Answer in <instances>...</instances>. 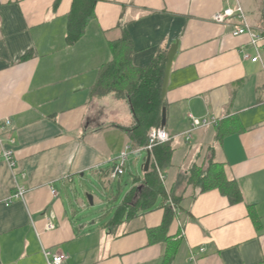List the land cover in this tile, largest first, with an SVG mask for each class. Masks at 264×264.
Masks as SVG:
<instances>
[{
  "label": "crops",
  "instance_id": "1",
  "mask_svg": "<svg viewBox=\"0 0 264 264\" xmlns=\"http://www.w3.org/2000/svg\"><path fill=\"white\" fill-rule=\"evenodd\" d=\"M55 3L0 0V122L11 121L0 150L12 149L17 162L14 169L0 163V264H47L44 249L65 255L67 264H264V51L259 63L245 60V53L256 55L249 37H234L233 22L215 23L227 4L100 0L84 37L68 46L73 0ZM241 3L264 46L262 0ZM123 27L133 40L136 68L179 43L165 98L174 154L163 183L170 196L175 191L184 199L170 206L168 241L151 233L164 221L169 202L163 198L120 226L111 222L142 184L147 157L113 126L133 124L128 101L91 97L100 67L112 58L109 42ZM189 115L217 118L219 125L198 129L186 141ZM219 129L226 133L220 140ZM125 151L126 172L114 179ZM144 153V164L130 165V154L138 160ZM211 162L238 182L244 202L232 204L217 189L203 192L200 173L191 181L194 169L205 174ZM16 183L28 190L24 201L11 198ZM116 184L115 209L95 216L98 209L87 208L84 194L95 207L102 202L97 192L114 195Z\"/></svg>",
  "mask_w": 264,
  "mask_h": 264
},
{
  "label": "trees",
  "instance_id": "2",
  "mask_svg": "<svg viewBox=\"0 0 264 264\" xmlns=\"http://www.w3.org/2000/svg\"><path fill=\"white\" fill-rule=\"evenodd\" d=\"M60 1L56 0L55 5H58ZM99 2L100 0H73L67 23L68 46L76 45L84 37L89 24L96 18V7ZM109 47L112 58L100 67L97 81L91 90V97L114 95L118 99L128 101L133 115V124L127 127L113 126L125 132L133 149L140 152L148 145L150 130L161 128L162 110L167 106L166 99H162L167 53L158 54L146 68H136L133 65V40L125 27L122 28V36L118 40L110 41ZM30 56L27 54L24 59ZM221 130L219 129V140L226 134ZM171 142L157 146L153 150L154 158L150 170L144 173L141 188H134L117 207L111 221L114 226H120L125 220L136 218L140 212L151 211L158 198H163L164 202L171 200L174 205L180 206L184 197L177 195L175 191L170 196L159 174V170L163 172L172 164L174 149ZM194 173L196 175H191L190 179L192 181L200 173L203 192L217 189L232 204L244 202L240 185L236 180L229 179L218 163L211 162L205 174H202L201 169H194ZM170 206V203L166 206L162 225L151 232L155 240H169L167 229L174 218V212Z\"/></svg>",
  "mask_w": 264,
  "mask_h": 264
},
{
  "label": "built area",
  "instance_id": "3",
  "mask_svg": "<svg viewBox=\"0 0 264 264\" xmlns=\"http://www.w3.org/2000/svg\"><path fill=\"white\" fill-rule=\"evenodd\" d=\"M223 3L227 4L220 12H218L213 20L215 23L219 25H225L229 22H233V32L232 35L234 37L240 36H248L250 40V45L255 49L256 55L251 56L250 54H244V59L247 61H251L253 63H259L262 61V51H264V46L262 42V37L257 34L254 29L251 27L248 21V17L246 11L241 3V0H222ZM190 118V129L183 134L186 141H190L192 139L193 133L201 128H210V127H218V119L217 118H207V119H197L193 115H189ZM11 125V121L9 119L0 122V142H2L1 133L6 131L8 127ZM172 137L164 128H152L149 133V141L147 147L144 149L146 152H150L153 156V150L160 145L169 143L172 141ZM129 158L128 151H125L118 158L114 169L112 171V177L114 179H120L124 176L126 172L127 162ZM154 158V157H153ZM0 163L7 164L11 169H14L17 165L15 159V152L12 149L1 148L0 150ZM159 170V169H158ZM160 178L162 181L165 179V175L163 172L159 170ZM28 190L26 187L19 185L16 183V192L11 197L12 199H19L24 201L25 196ZM52 194L57 195V190L52 189ZM171 206H174L171 200H169ZM52 218L48 219V229H54L55 226L52 223ZM201 253L205 252L204 249H201ZM43 254L47 264H67V257L63 254H54L53 252L44 249ZM192 260H195V255L192 256Z\"/></svg>",
  "mask_w": 264,
  "mask_h": 264
},
{
  "label": "water",
  "instance_id": "4",
  "mask_svg": "<svg viewBox=\"0 0 264 264\" xmlns=\"http://www.w3.org/2000/svg\"><path fill=\"white\" fill-rule=\"evenodd\" d=\"M178 48H179V43L176 42L175 44H173L171 46L170 50L167 53V57H166L167 64H166V68H165L163 85H162V99L163 100H165V98L167 96V92H168V88H169V81H170L172 68H173V63H174ZM167 115H168L167 108L164 107L162 110V121H161V127L164 129L167 126ZM152 159H153L152 154L150 152H147L146 161H145V164L143 166V170L145 173H147L150 170ZM84 196L91 203V205H93L92 195L85 193Z\"/></svg>",
  "mask_w": 264,
  "mask_h": 264
},
{
  "label": "rangeland",
  "instance_id": "5",
  "mask_svg": "<svg viewBox=\"0 0 264 264\" xmlns=\"http://www.w3.org/2000/svg\"><path fill=\"white\" fill-rule=\"evenodd\" d=\"M263 2V5H262V9L264 11V0H262ZM250 23V22H249ZM131 153V152H130ZM146 157V153L143 154L142 158L136 160L134 158V155L133 154H130V160H131V163L130 165L132 166V161H135V162H139L141 164H144V158ZM142 166V165H141ZM133 171H135V169L133 168ZM140 174H142V170H141V167H140V171L138 172ZM131 177V175L129 174L127 177H125L126 181ZM72 188H75L77 189V183H75V185H71ZM126 187V184L123 185V188ZM99 192H97L96 194V197L97 199L101 200V205L98 203L95 207L93 205H91V203L87 200L86 197L83 196V199H84V203L85 205H87V208L89 209H98L97 210V214H95V216H99L101 217V215L104 216V218H106V216H108L109 214H111L110 212L113 211L115 209V206L117 204V202L115 201V199L117 198L119 192L117 190V184L116 186L114 187V195L112 194V192H109L105 195H102L100 194Z\"/></svg>",
  "mask_w": 264,
  "mask_h": 264
}]
</instances>
